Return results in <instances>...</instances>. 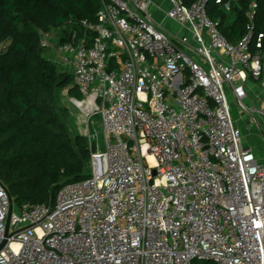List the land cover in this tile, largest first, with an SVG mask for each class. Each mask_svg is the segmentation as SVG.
Instances as JSON below:
<instances>
[{
  "label": "built area",
  "instance_id": "obj_1",
  "mask_svg": "<svg viewBox=\"0 0 264 264\" xmlns=\"http://www.w3.org/2000/svg\"><path fill=\"white\" fill-rule=\"evenodd\" d=\"M166 1L179 28L153 21L152 0H102L77 40L40 32L83 95L71 99L81 116H100L104 145L86 135L91 173L55 203L12 196L10 213L0 178V264H264V161L244 144L230 102L264 116L257 2L233 42L208 0ZM249 80L261 90L248 104Z\"/></svg>",
  "mask_w": 264,
  "mask_h": 264
},
{
  "label": "trees",
  "instance_id": "obj_2",
  "mask_svg": "<svg viewBox=\"0 0 264 264\" xmlns=\"http://www.w3.org/2000/svg\"><path fill=\"white\" fill-rule=\"evenodd\" d=\"M252 1L231 0L227 10L208 0L207 13L235 42L246 32ZM255 1L257 30L264 31V0ZM101 7L102 0H0V178L18 205L55 203L62 186L90 174L89 138L71 133L64 120L69 110L57 102L61 89L79 100L83 95L72 73L44 56L40 32L59 29V42L76 33L77 40L86 33L81 22H96Z\"/></svg>",
  "mask_w": 264,
  "mask_h": 264
},
{
  "label": "rangeland",
  "instance_id": "obj_3",
  "mask_svg": "<svg viewBox=\"0 0 264 264\" xmlns=\"http://www.w3.org/2000/svg\"><path fill=\"white\" fill-rule=\"evenodd\" d=\"M53 35L55 39L58 40V32L57 29L53 30ZM44 56L51 60V54L49 51L44 52ZM69 89H61L57 94V102L60 107L67 106L69 110V114L64 117L65 122L67 123L72 134H83L87 135L89 132L97 133L98 139L102 146L104 145L103 131L101 127V119L99 115H96L90 123H87L83 116H81L79 108L71 101V97L68 95ZM249 95L256 98V92L254 91ZM230 102L232 106V115L234 119L240 117V114L243 112L245 107L238 102H233L232 96H230ZM260 107V105H258ZM244 121V132L243 138L245 137L251 142L256 144L255 152L259 153L260 158H264V116L256 114H247L246 117L243 115L240 117ZM89 126V130H88ZM262 160V159H261ZM89 173H91V164L89 162ZM213 262V261H212Z\"/></svg>",
  "mask_w": 264,
  "mask_h": 264
},
{
  "label": "crops",
  "instance_id": "obj_4",
  "mask_svg": "<svg viewBox=\"0 0 264 264\" xmlns=\"http://www.w3.org/2000/svg\"><path fill=\"white\" fill-rule=\"evenodd\" d=\"M168 7V3L166 0H152V3H151V6H150V12L152 14V18H153V21L155 23H157L159 26L161 27H164L166 29H176V28H179L178 24H176L175 22L173 21H170L166 18L165 16V11ZM53 32V31H52ZM51 32V33H52ZM57 32H58V36H59V29H57ZM51 38H52V41H59V38L60 36L58 37V40L55 39V36L53 35V33L51 34ZM45 51H49V53L51 54V60L55 62V53L53 51V49H45ZM56 63V62H55ZM58 65V64H57ZM58 69L60 71H69L67 69H64L61 65H58ZM247 87L249 89V93H253L254 91L256 92V96L258 93H260V90H261V87H260V82L259 81H253V80H249L248 83H247ZM71 99L73 98L70 94H68ZM232 96V95H230ZM232 99H233V96H232ZM255 98L251 96H249L247 99H246V103H251ZM233 102H234V99H233ZM67 107V106H65ZM68 108V107H67ZM243 115V117H246L247 114L246 113H241L240 114V117ZM240 117H238L236 119L239 127L242 129V131L244 132V121L243 119H240ZM245 137V140L243 138V141H244V144L247 145V146H250L254 152H255V147H256V144L254 142H251L247 139L246 136ZM257 154V156L259 157V153H257V151L255 152ZM261 157V156H260ZM259 157V158H260ZM264 161V158H260Z\"/></svg>",
  "mask_w": 264,
  "mask_h": 264
},
{
  "label": "water",
  "instance_id": "obj_5",
  "mask_svg": "<svg viewBox=\"0 0 264 264\" xmlns=\"http://www.w3.org/2000/svg\"><path fill=\"white\" fill-rule=\"evenodd\" d=\"M154 174H156V171H154ZM9 197H10V201H11V205H10V213H11V211H12V208H13V198H12V194H11V192H9ZM9 222V221H8ZM6 243H7V240H4L3 242H2V244L0 245V250L6 245ZM210 261V260H209Z\"/></svg>",
  "mask_w": 264,
  "mask_h": 264
},
{
  "label": "bare ground",
  "instance_id": "obj_6",
  "mask_svg": "<svg viewBox=\"0 0 264 264\" xmlns=\"http://www.w3.org/2000/svg\"><path fill=\"white\" fill-rule=\"evenodd\" d=\"M150 159H152V158H150Z\"/></svg>",
  "mask_w": 264,
  "mask_h": 264
}]
</instances>
